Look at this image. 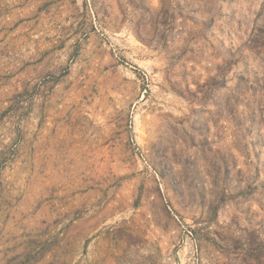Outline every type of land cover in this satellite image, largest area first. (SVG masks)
<instances>
[{
	"label": "rangeland",
	"instance_id": "rangeland-1",
	"mask_svg": "<svg viewBox=\"0 0 264 264\" xmlns=\"http://www.w3.org/2000/svg\"><path fill=\"white\" fill-rule=\"evenodd\" d=\"M0 264H264V0H0Z\"/></svg>",
	"mask_w": 264,
	"mask_h": 264
}]
</instances>
